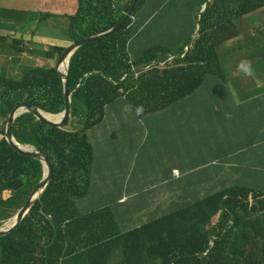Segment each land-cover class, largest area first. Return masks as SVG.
I'll use <instances>...</instances> for the list:
<instances>
[{"label": "trees", "instance_id": "obj_1", "mask_svg": "<svg viewBox=\"0 0 264 264\" xmlns=\"http://www.w3.org/2000/svg\"><path fill=\"white\" fill-rule=\"evenodd\" d=\"M105 1L109 4H125L119 6L115 14L102 11L98 6L90 7L87 0H78L79 9L68 15V21H60L64 32L68 28V37L73 40L72 43L109 31L124 18L135 0ZM173 1L175 2L141 0L135 11L134 22L130 20L113 37L88 44L76 52L69 67L72 131L46 128L36 124L32 116H25L23 128L34 135L37 149L52 162L54 175L18 229L13 234L0 238V264H62L72 255L84 258L87 253L92 254L93 250L75 252V236L71 235L74 229L82 231L94 225L97 218L94 214L81 216L77 208V201L85 197L91 187L95 149L88 140L87 132L103 120L107 114L106 109L121 97L138 106L141 114L143 111L158 112L181 100L184 106L190 101L187 97L197 91L203 81L191 80L185 75L178 76L180 71L172 65L166 66L164 70L153 65L138 77H128L135 67L141 72L143 65H152L157 60L165 61L163 56L166 54L162 48L146 44L143 51H135L133 62L127 49L129 39L137 37L133 44L136 46L139 39L147 42L156 35L157 40L164 38L168 45H173L194 29L192 11H188L187 18L183 20L164 17ZM252 1L254 0H243L241 7ZM217 2L218 0H214L215 4ZM43 26L46 27V24ZM201 26L203 42L206 41V32L213 40L221 32L220 27L205 25L204 20L201 21ZM47 46L51 49L47 51V55L42 56L49 60L59 59L67 50L60 41L52 40ZM212 63L210 58L209 67ZM21 74L18 80L0 77V86L6 88L5 95L0 100L1 116H7L20 104L38 108L49 115L63 112L64 83L55 67L24 68ZM127 80L131 82L126 83ZM133 85L138 91L128 92ZM220 86L211 88L210 91L219 92ZM81 109H84V115L81 114ZM192 110L196 108L193 107ZM10 163L14 177L4 187V190L10 191V197L0 204V221L13 216L26 203L43 177L44 169L37 159L11 156ZM260 175L259 187L233 186L214 193L199 204L198 206H202L208 202L211 208L204 223L211 216H218V220L203 232L192 226L189 230L184 224L186 221L181 220V224L168 226L167 235L159 243V249H143L139 240L144 231L154 225H164L171 217L149 224L144 231L135 232L129 236L125 257H122L119 264H152V259L158 256L162 257L160 264H219L224 261L230 264H264V198H261L264 196V171ZM250 195L254 199L253 205L247 201ZM198 214L200 218L204 211L199 209ZM209 234H213L215 240L209 253L205 255L209 248ZM184 242H192L195 246L187 248Z\"/></svg>", "mask_w": 264, "mask_h": 264}, {"label": "crops", "instance_id": "obj_2", "mask_svg": "<svg viewBox=\"0 0 264 264\" xmlns=\"http://www.w3.org/2000/svg\"><path fill=\"white\" fill-rule=\"evenodd\" d=\"M35 5V0H0V77L14 79L30 65L49 68V59L43 60L37 54V58H29L30 62L20 51V40L32 38L35 25L31 10ZM213 21L211 16L205 23L211 25ZM224 21L229 22L216 19L222 27ZM220 52L224 55L226 81L208 82V90L195 91L184 106L181 100L158 112L141 114L136 110L138 106L123 98L111 104L106 109L109 113L87 132L95 156L91 187L78 208L83 216L101 211L103 228L72 230L73 244L83 251L85 244L110 237L99 250L94 249L92 257L86 256V264H119L126 236L150 223L171 216L167 225L181 224L180 215L173 216L182 211H189L188 219H195L196 204L213 194L215 179L221 174L229 172L246 178L264 171V70L255 68L253 74H245L236 69V63L227 57L229 41H222ZM14 62L15 74L10 71ZM211 85H221V90L210 91ZM5 92L0 87V100ZM230 92L236 99L229 96ZM228 109L241 110L223 113ZM233 114L235 122L230 125ZM204 123L206 142L204 149H199L198 139L203 134L198 124ZM174 170L178 174L174 175ZM111 178L120 179L122 185H101ZM97 221L99 224V218ZM209 227L208 221L195 226L202 232ZM166 233V229L153 228L145 232L141 242L156 240L157 235ZM184 246L192 248L195 244L184 242Z\"/></svg>", "mask_w": 264, "mask_h": 264}, {"label": "clouds", "instance_id": "obj_3", "mask_svg": "<svg viewBox=\"0 0 264 264\" xmlns=\"http://www.w3.org/2000/svg\"><path fill=\"white\" fill-rule=\"evenodd\" d=\"M35 1H36V5L31 10V14L33 15L32 20H34V25H35L34 30L31 32L32 38L30 40H26V39L20 40V42H19L20 51L24 55H27L26 53H29L31 55H37V54L47 55V51H45L46 50V44L39 42V44L36 45L33 42L35 36L38 33H40L41 30L44 32H47L48 34L55 32L56 34H58L60 36L61 35L62 36L69 35L68 28L65 29L66 32H64V30L60 26V21H62L64 19L68 21V19H69V18H67V17H69L68 15L71 12L79 9V2H78V0H35ZM49 1L52 3V6H49ZM175 1H176L177 5L174 8V17H176L178 20H183V18H187V15H186L187 12L192 11L191 12V19H193V22L195 23L194 29L189 31V33L187 34V36L183 40H179L173 45H168L167 43H163V44L159 43V42L163 41L164 38L157 40L156 35H154L151 39L147 40V42H143L139 39L136 46H133V44H134V40L137 37H133V38L129 39L127 42V49L129 51L130 59L133 62H135V55H134L135 51L137 49H140L141 51H143V48L146 44H151L152 46H157V47L162 48L166 53L163 56V59H165L166 62L161 61V60H157L152 65H149V66L143 65L140 68L141 72H138L137 67H135L133 72L131 73V75H129L128 77H131L134 75H135V77H138L139 75H142L144 72L149 71L151 69V66H153V65L159 66L160 70H164L167 68L166 66L172 65L174 67V69L180 71V73H178V76H184L185 75L186 78L191 79V80H203L199 87H201L204 84V80L207 77H208L207 83L208 82H216V81H220V80L226 81L225 76H224L225 72L223 69L224 64H225V60H224V55L221 54L220 50H221L222 41L227 42L229 40H230L231 44H235L231 48V51L229 53V58L233 62L236 63V69L241 70L245 74H253V71L255 68H259L261 70H264V52L259 56V60H258L256 66H254V67L253 66H247L249 55L254 50L264 48V0H254L250 3H248L247 5H244L243 7H241V5L244 3L243 0H218V2L216 4L214 3V0H175ZM87 2H88V5L90 7L91 6H98L102 11L114 12L115 14L117 13L118 7L125 4L123 2L109 4L105 0H87ZM61 10H64L65 13L62 14ZM135 11H136V9H135ZM166 11H165L164 17H167ZM115 14H114V16H115ZM127 14L128 13H126L125 16ZM134 15H135V12L132 15V17L129 19V21L134 19ZM211 16L214 18L213 24H211V25H215V26H218L221 28V32L217 33V38H216L215 44H213L214 40L211 39L207 35V32H206V37H205L206 41L205 42L201 41L203 39V36H202V28L203 27L201 26V21L204 20L206 22V19H209ZM217 18L218 19L224 18V20L228 19L229 22L227 23V21H224V26L222 27L220 23L216 22ZM48 21L49 22L51 21V23L47 24ZM132 22H134V20ZM127 23H126V25H127ZM43 24H46V27H44ZM205 25H210V24L205 23ZM124 27H123V29H124ZM206 31H208V30H206ZM106 32H108V31H106ZM101 34H103V33H101ZM97 35H100V34H97ZM97 35H94V36H97ZM113 36H111V37H113ZM91 37H93V36H91ZM103 40H105V39H103ZM51 41H52V39L49 38V43H51ZM72 41L73 40L70 38L69 43H68L69 46L66 47V49L71 47L75 43H77V42L72 43ZM100 41H102V40H100ZM60 42H62V41H60ZM30 43H34L36 46H31ZM63 43L64 42H62V44ZM209 51H210V53H209ZM72 58H71V60H72ZM210 58L213 60V63L209 67V59ZM71 60H70V63H71ZM155 63H158V64H155ZM30 67H35V65H30L27 68H30ZM54 67L56 68V65L55 64L52 65L51 60H49V68H54ZM69 67H70V64H69ZM42 68H44V67H42ZM49 68H47V69H49ZM209 73H213V75L208 76ZM20 77L18 79H20ZM68 78H69V72H68ZM262 78L264 79V77H262ZM8 79H11V78H8ZM18 79H14V80H18ZM63 83H64V81H63ZM134 85H133V87H130L128 92L138 91V88L134 87ZM0 87H2V86H0ZM214 87L216 88L217 85H211L210 89L214 88ZM229 96L233 99H236V96L231 92L229 93ZM71 99H72V96H71ZM118 100H122V97L115 100L114 102H116ZM126 100H127V98H126ZM20 105L27 106L30 109L37 110V112L40 115V117L42 118V120H44L50 124H53V125H57V124L61 123V121L64 119V115H63L64 110H63V112H61L59 114L49 115V114L39 110L38 108L30 107L26 104H20ZM11 113L8 114L7 116H1L0 115V123H1L0 124V204L2 201H5L7 198L10 197V191L4 190V187L14 177V170H13V167L11 166V163H10V157L11 156H26L28 158L34 159V158L30 157L31 154H37V153L42 154L37 149V141H36V138L34 137V135L25 131L23 128V126L25 124V116H32L34 119L36 118V120H34V122L36 124L39 123L46 128L57 129V128H52V127L47 126L46 124H44L42 122V120L39 117H37L36 115H34L32 112L28 111L27 109L20 110V113H16L14 118L9 122ZM44 115L50 116V117L62 116V120L58 123L51 122V121H48L47 119H45ZM262 124H264V122ZM72 129H73V118H72L71 127L69 130H60V129H57V130L62 131V132H69V131H72ZM262 141L264 142V134L263 133H262ZM39 161L42 163V166L44 169L43 177L40 180V182H42L43 180H45L48 177V166L46 163L43 164V162L41 160H39ZM48 161L51 163V165L53 167L52 162L49 159H48ZM178 172H179L178 170H174L173 174L176 175V174H178ZM261 172H255L256 176L254 178H251V176H247L245 178V182H249V184L246 188L259 187L260 186V185H258V183H259V178L261 176L260 175ZM53 175H54V168H53ZM52 180H53V177H52L51 181ZM51 181H49L46 184L45 189L51 183ZM40 182L36 186H38L40 184ZM101 185L103 187H106V188H117V187H120L122 185V181L118 178H111V179L103 181L101 183ZM238 187H242V186H238ZM45 189L43 190L42 194H41V191H37L35 193V200H36L35 203L43 195ZM31 193H30V195H31ZM87 195H85V197ZM212 195L209 196L208 198L212 197ZM85 197H83V198H85ZM83 198H81L77 201V208H78L79 201L82 200ZM261 198L263 199L264 196ZM207 199H205L203 201H199L196 204L195 223L192 225V227L194 229H196L195 226L197 224L200 225L201 222L204 223V221L207 219L208 215L211 212V208H210L208 202L202 206H198L199 204L204 203ZM124 200L125 199H123L121 202H123ZM247 201H249L250 205H253V203H254V199L251 195L247 198ZM25 204L21 208H23L25 206ZM221 205L222 204H220V206ZM199 209H202V211H204V214H202V216L207 215V217L205 219L202 218V216H200V218H199V214H198ZM19 210L13 216H10L8 219L0 221V232L6 233L4 235H1L0 238H2L4 236H9V235L13 234L18 229V227L20 225L17 228H15L11 233H8L10 231V229L13 228V224L15 222V218H16V215L19 212ZM78 211H79V208H78ZM188 212L189 211H182L179 214H175L173 217H177L178 215H180V221L181 220L187 221L188 220ZM93 214L96 215L97 218H99V224H98V221L96 218L94 225H92L90 227L95 226L98 228H103L102 227V220L100 219L101 211L89 214L87 216H90ZM81 216H83V215H81ZM169 217H171V216H168L165 218H169ZM215 217H218V216H215ZM213 218H214L213 216L210 217L208 224L209 223H210V225L213 224L212 223ZM11 219H12V221H11V224L8 226V228L1 229V228L5 227L7 222H9ZM163 219H161V220H163ZM158 221H160V220H158ZM169 221H171V219ZM155 222H157V221H155ZM155 222H153V223H155ZM150 224H152V223H150ZM97 225H99V226H97ZM149 226L150 225L148 224L144 228H142L140 230H135L126 236V243L124 245V249L122 250V257H125V250L129 245V241H128L129 236H131L135 232L144 231L145 228H147ZM156 226H158V225L151 226L148 230L144 231V233L142 234V236L139 240V244H140L141 248L149 249L151 247H155V248L159 249V247H158L159 243L161 242L162 239H164L166 237L167 233L157 235L156 240L141 242L145 232H147L153 228H156V230L166 229V231L168 232L167 228L169 225H167L166 223L164 225H160L159 227H156ZM198 229H200V228H198ZM85 230H82V231H85ZM82 231H80V232H82ZM71 233H72L71 235H74L73 232H71ZM211 236L214 237L213 234H209L208 240ZM104 237H106L105 239H108V237H110V235H107ZM101 238H103V237H101ZM101 238L98 239L96 242H91L92 244L89 243L87 246H83L84 249H86V250H83L84 252H89V251L93 250L92 254L87 253L86 256L89 255L92 257L96 251L94 249L98 248L97 250H99V248H101L105 244V242H104L105 239L101 240ZM214 240L212 241V244H210V240H209V248L205 252V255L209 253L210 249L213 246ZM134 243H137L136 240H134ZM75 252H82V251L77 250ZM86 256L84 258H76V257H74V255H72L71 258L64 260L62 262V264H69V262L76 264L77 261H80L81 262L80 264H82L83 262L85 264V262L87 261ZM161 261H162V257L158 256L155 259H152V264L153 263L155 264V262L160 264ZM171 264H173V262H171ZM219 264H230V263L228 261H224V262H221Z\"/></svg>", "mask_w": 264, "mask_h": 264}, {"label": "water", "instance_id": "obj_4", "mask_svg": "<svg viewBox=\"0 0 264 264\" xmlns=\"http://www.w3.org/2000/svg\"><path fill=\"white\" fill-rule=\"evenodd\" d=\"M140 0H135L132 8L130 9V11L128 12V14L124 17V19L122 21H120L115 27H113L111 30H109L108 32H105L103 34L97 35V36H93V37H89V38H85L82 41H79L77 43H75L74 45H72L71 47L67 48V50L61 55V57L59 58L57 64H56V72L58 75H60V77L63 79L64 81V98H65V108H64V119L61 121V123L57 124V125H53L50 124L44 120H42V118L40 117V115L38 114L37 110L35 109H30L27 106H23V105H19L17 106L11 113L9 122L14 118L16 113H20V110L23 109H27L28 111L32 112L34 115H36L37 117H39L42 122L44 124H46L49 127L52 128H57L60 130H69L71 127V122H72V106H71V93H70V85H69V78H68V72H69V64H70V60L73 57V55L82 47L103 40V39H107L113 35H115L116 33H118L119 31H121L123 29V27L126 25V23L129 21V19L132 17V15L135 12V9L138 5ZM67 62V68H66V73L62 74L60 73V68L62 65H64ZM158 64V63H155ZM30 157L34 158V159H38L41 160L43 162V164H47L48 166V177L43 180L42 182H40V184L38 186H36V188L32 191L31 195L29 196L25 206L23 208H21L19 210V212L16 215L15 218V222L13 224V228L10 229V231L8 233H11L15 228H17L20 223L22 222L23 218L28 214V212L30 211V209L32 208V206L35 204V193L37 191H41V194L43 192V190L46 187V184L51 181L52 177H53V167L51 165V163L48 161L47 157L37 153V154H31ZM6 233L0 232V236L4 235ZM214 237H210V244H212V241L214 240Z\"/></svg>", "mask_w": 264, "mask_h": 264}, {"label": "rangeland", "instance_id": "obj_5", "mask_svg": "<svg viewBox=\"0 0 264 264\" xmlns=\"http://www.w3.org/2000/svg\"><path fill=\"white\" fill-rule=\"evenodd\" d=\"M177 3L176 1L172 2L169 7L167 8V11H166V15L169 17V18H172L174 19V8L176 7ZM49 6H52V3L49 1ZM61 13H65L64 10H61ZM162 15V14H161ZM160 17V16H159ZM51 23V21L47 22V24ZM48 38H51L54 42L55 41H62L64 42L63 43V46L64 47H68V43H69V40H70V37H68V35H65V36H60L58 34H56L55 32H52L51 34H48L47 32H44V31H40V33H38L33 42L38 45L39 42L43 43V44H46L47 41H48ZM162 39V38H161ZM216 43V40L213 41V44ZM55 44V43H53ZM235 44H231L230 43V40H229V53L231 51V48L234 46ZM51 47L47 46L46 45V50L47 51H50ZM264 52V48H261V49H258V50H254L250 55H249V58H248V63H247V66H256L257 65V62L259 60V56ZM229 53L227 54V57L229 56ZM28 57V61H30V57L32 56H35V55H31L29 53H26ZM37 58V56H35ZM39 58L45 60L46 57L45 56H40ZM58 59H54V60H51L52 62V65L57 63ZM31 62V61H30ZM166 62V61H165ZM16 62L14 63H11L10 64V71L11 73H14L16 72ZM56 65V64H55ZM60 71H61V68H60ZM62 73V72H61ZM212 76L213 73H209L208 76ZM21 75H17L14 77V79H18ZM207 78H205L204 80V84L197 90L199 92H204V91H207L208 90V87H207ZM131 81L130 80H127L126 83H130ZM138 110V109H136ZM241 109H228V110H223V113L225 112H231V113H235V112H239ZM110 110L107 111V114L109 113ZM81 114L84 115L85 114V111L84 109H81ZM235 114H233V120L231 121L230 125L235 122ZM36 120V118H35ZM62 119H60L61 121ZM225 126V125H224ZM262 127V133L264 134V124L261 125ZM206 124H198V130L203 134V136H199V139H198V142H199V149H204V145H205V142H206V137H205V132H206ZM251 178H254L255 176H253L252 174H250ZM40 182V181H39ZM249 184V182H245V178L243 176H233L231 175L229 172H225L224 174H221L218 178L215 179V182H214V187L212 188L213 190V194L214 193H217L219 191H223L225 189H228L230 187H233V186H244V187H247ZM36 188V187H35ZM218 217H214L212 222L213 224L217 221ZM11 221L12 219L7 222V224L5 225V227L1 228V229H6L8 228V226L11 224ZM195 223V219H192V218H189L184 224L186 225V227L188 229L191 228V226ZM86 264V263H85ZM107 264H114L113 262H108ZM126 264H130V262H127Z\"/></svg>", "mask_w": 264, "mask_h": 264}, {"label": "bare ground", "instance_id": "obj_6", "mask_svg": "<svg viewBox=\"0 0 264 264\" xmlns=\"http://www.w3.org/2000/svg\"><path fill=\"white\" fill-rule=\"evenodd\" d=\"M66 68H67V62L64 65L61 66V72H62V74H65L66 73ZM44 117L48 121L55 122V123L60 122V119H62V116H60V117H50V116L44 115Z\"/></svg>", "mask_w": 264, "mask_h": 264}]
</instances>
